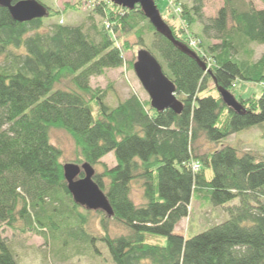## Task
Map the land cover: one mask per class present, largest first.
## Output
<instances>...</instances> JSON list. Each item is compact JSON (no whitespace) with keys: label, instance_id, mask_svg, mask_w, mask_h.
I'll return each instance as SVG.
<instances>
[{"label":"trees","instance_id":"trees-1","mask_svg":"<svg viewBox=\"0 0 264 264\" xmlns=\"http://www.w3.org/2000/svg\"><path fill=\"white\" fill-rule=\"evenodd\" d=\"M207 1L176 0L178 20L167 5L173 21L161 17L170 37L157 32L140 7L129 11L108 0L90 1L88 14L99 17L93 35L64 22L76 9L70 5L43 4L47 15L29 22L13 20L0 7V229L41 236L57 252L101 241L113 264H264V155L231 145L200 151L201 141L218 145L253 128L264 138V53L254 61L250 48L264 45V9L222 0L217 16L204 22ZM129 35L158 60L183 104L181 113L157 112L135 94L112 106L106 101L111 86L90 84L123 65L131 46L121 37ZM188 37L198 40L202 54L190 48ZM241 83L259 84L261 92L237 98ZM222 91L239 110L224 103ZM52 129L72 138L74 163L94 168L111 217L74 203ZM110 152L113 166L101 161ZM134 187L139 204L131 197ZM192 197L224 208L228 218L191 237L176 233ZM94 213L100 237L88 230ZM149 236L166 242L151 243ZM0 264H18L2 239Z\"/></svg>","mask_w":264,"mask_h":264},{"label":"rangeland","instance_id":"rangeland-1","mask_svg":"<svg viewBox=\"0 0 264 264\" xmlns=\"http://www.w3.org/2000/svg\"><path fill=\"white\" fill-rule=\"evenodd\" d=\"M44 5H51L55 9L63 8V6H73L75 11H69L64 17V22L70 25L81 26L83 30L91 35L94 34L93 27L99 21V17L90 16L88 14V7L90 1L94 0H39ZM247 7L254 9H264V3L260 0H243ZM181 2H190V0H181ZM157 9L161 16L168 20L173 21V18L168 14L165 0H155ZM223 5L222 0H209L205 2L203 8L204 22L208 19H214L217 16L218 10ZM179 16H177L178 20ZM176 20V19H175ZM61 22V20L59 21ZM200 23L195 27L196 32L200 28ZM148 36V34H146ZM126 40L131 49L124 54L123 65L117 69H109L101 76L92 77L90 84L93 87H99L101 89H108V96L106 101L109 105L114 106L119 100L128 98L131 94H135L140 101H147L149 97L142 88L139 80L137 79L133 67H130V63L135 61V56L138 46V40L134 35L127 37H121ZM148 42V37H145ZM146 42V43H147ZM210 43H218L216 39H210ZM252 50V59L258 60L264 53V45L252 44L250 46ZM1 61V60H0ZM259 84H238L233 94L235 97L251 96L253 94L259 95L261 92ZM216 94V92H213ZM93 115L96 116V107L93 105ZM51 143L60 148L62 151L61 162L74 163V142L72 138L62 130L52 129L50 132ZM200 151L213 150L220 148L222 145H231L239 150L245 152H253L260 155H264V138L262 130L259 128H253L249 131H243L229 136L226 140L218 145H214L208 142L201 141ZM108 166L115 165V159L113 153L110 152L102 159ZM76 164V163H75ZM78 165V164H77ZM80 166V165H79ZM96 170L101 171V167L97 166ZM211 172L207 171V176H210ZM131 197L136 204L141 202L140 190L137 188L132 189ZM237 201L234 203L236 204ZM233 203V204H234ZM228 218L227 213L222 207L212 206L209 202H202L196 200L195 197L191 198L189 214L183 218L176 226L175 232L185 237L194 236L200 232H203L215 224H219ZM99 218L94 213L89 217L88 230L96 237H100L102 230L99 227ZM114 233H122V230H113ZM0 239L7 243L14 253L18 264H113L110 261V257L107 252V248L101 241H95V248L86 245L85 243H77L74 247L70 245L66 248H62L57 252L56 246L51 241L45 242V240L38 235L31 233H23L19 236H14L12 231L8 228L0 229ZM148 241L151 243L165 244L166 239L164 237L149 236Z\"/></svg>","mask_w":264,"mask_h":264},{"label":"water","instance_id":"water-1","mask_svg":"<svg viewBox=\"0 0 264 264\" xmlns=\"http://www.w3.org/2000/svg\"><path fill=\"white\" fill-rule=\"evenodd\" d=\"M114 5L126 10L140 7L142 14L157 32L170 37V30L163 21L154 0H108ZM0 7L6 8L11 18L17 22H29L41 19L47 15V8L37 0H0ZM133 71L142 88L147 93L150 105L157 112L170 109L176 114L183 110L182 102L177 98L174 84L163 73L162 66L146 48L136 52ZM221 97L228 107L239 110L236 99L227 91H222ZM63 177L67 190L75 204L89 211H103L111 217L113 211L108 199L100 187L94 182V168L88 163L77 165L65 163L62 166ZM82 173V177H80Z\"/></svg>","mask_w":264,"mask_h":264},{"label":"built area","instance_id":"built-area-1","mask_svg":"<svg viewBox=\"0 0 264 264\" xmlns=\"http://www.w3.org/2000/svg\"><path fill=\"white\" fill-rule=\"evenodd\" d=\"M166 1L168 3L172 13L174 15L178 16L179 13H180V7L175 4L176 0H166ZM187 41H188V45L190 46V48L195 50L198 54H202V52H201V50L199 48L198 40H196V39H194L192 37H188ZM207 65H208L207 67H210V65H211L210 59L207 60ZM192 166H193V169H195V170H197L198 167H199L197 163H194Z\"/></svg>","mask_w":264,"mask_h":264}]
</instances>
